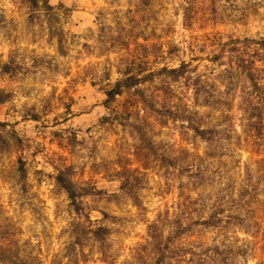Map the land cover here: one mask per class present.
<instances>
[{"label":"rangeland","instance_id":"obj_1","mask_svg":"<svg viewBox=\"0 0 264 264\" xmlns=\"http://www.w3.org/2000/svg\"><path fill=\"white\" fill-rule=\"evenodd\" d=\"M260 38L264 0H0V231L16 258L141 264L153 231L180 264H264V128L257 135L243 110L250 83L226 71L232 47L248 58L247 39ZM182 63L200 77L199 97L184 78L156 76L106 104L125 70ZM150 103L216 128L213 141ZM60 172L110 229L107 252ZM212 210L217 226L197 223Z\"/></svg>","mask_w":264,"mask_h":264},{"label":"trees","instance_id":"obj_2","mask_svg":"<svg viewBox=\"0 0 264 264\" xmlns=\"http://www.w3.org/2000/svg\"><path fill=\"white\" fill-rule=\"evenodd\" d=\"M39 1L40 0H31L33 6L36 7L38 6ZM45 6L48 9L53 10V7L50 6L48 2H45ZM247 41L249 43L247 48H252L251 50L253 52V56H251L250 53L249 57L246 58L244 52H241L237 47H232L230 52L234 55V60L231 63L230 69H227L226 71L227 73L232 74L235 70L243 74L245 76V79H247V81L250 83L252 94L248 99L244 100L245 105L243 110L248 114L247 119L250 122V128L256 130L257 135L261 136L263 134L262 129L264 128V90L259 78L257 77V72L259 71L257 63H264V38H260L258 40L247 39ZM254 56L255 58H253ZM156 76L170 78L172 81H177L184 78L188 81L189 85L193 89L194 97H199V95L201 94L200 77H193L190 65L187 63H182L179 67L176 68L163 67L158 71H150L149 73H147V75L142 76L140 74L132 73L131 71H129V69L125 70L123 72V77L120 80H117L110 87V89H107L105 91L106 104L112 103L118 96L123 95L125 91L137 88L141 84L154 80ZM229 79H232L231 75L229 76ZM143 103L149 104L148 101L145 100L143 101ZM149 106L153 108V110L158 115H162L164 111L163 109L165 108V114L168 115L167 120H186L188 121L189 128L192 129L197 136L207 142L213 141L214 135L217 132L216 128L211 127L203 129L200 125L194 123L189 115H177V106L173 105L170 107H165L163 105H157V107H155L153 103H150ZM0 125L4 124L0 123ZM19 173L22 179L26 178V170L23 165L20 166ZM56 181L58 185L67 193L70 204L73 207L75 214L84 216L89 221L90 226L88 227V230L90 235L95 239L96 242L100 244L101 250H104L103 252H107V238L110 234V229L105 226L93 224L90 216L82 211L84 208L83 199L87 196V193L80 191L77 185L73 181H71L64 172H60L57 175ZM128 186L129 185H127V183L124 184V187ZM135 200L138 204V199ZM219 215L220 212L218 210L209 211V213H207V215L203 218H200L197 223L205 227H215L219 224V222H221V218L219 217ZM152 228H154V226L150 227V229ZM2 238L3 231H0V264H28L27 262L25 263L23 261H20L19 258H16L17 256L14 255V252L12 251V249H14V246L11 243L2 241ZM163 245L164 244L161 235H156L152 231L147 248L141 250L142 255H139L138 258L136 256V259H138L141 264H146V257L149 258L150 254L155 253L157 256L156 259L153 258L152 261H150V263L148 264H180L175 260L178 255H176L174 252H171L172 248L169 247L167 242L164 246ZM149 249L150 252L148 253ZM193 255L195 256V252L193 253ZM192 260H195L193 259V256Z\"/></svg>","mask_w":264,"mask_h":264}]
</instances>
